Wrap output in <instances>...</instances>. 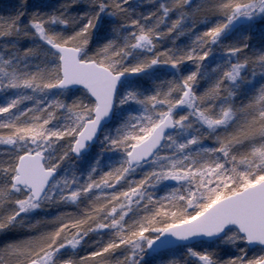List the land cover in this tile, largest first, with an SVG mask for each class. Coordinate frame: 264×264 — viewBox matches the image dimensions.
I'll use <instances>...</instances> for the list:
<instances>
[{
    "label": "snow or ice",
    "instance_id": "snow-or-ice-1",
    "mask_svg": "<svg viewBox=\"0 0 264 264\" xmlns=\"http://www.w3.org/2000/svg\"><path fill=\"white\" fill-rule=\"evenodd\" d=\"M0 264H264V0L0 3Z\"/></svg>",
    "mask_w": 264,
    "mask_h": 264
},
{
    "label": "trees",
    "instance_id": "trees-1",
    "mask_svg": "<svg viewBox=\"0 0 264 264\" xmlns=\"http://www.w3.org/2000/svg\"><path fill=\"white\" fill-rule=\"evenodd\" d=\"M6 2V0H0V3H5Z\"/></svg>",
    "mask_w": 264,
    "mask_h": 264
}]
</instances>
